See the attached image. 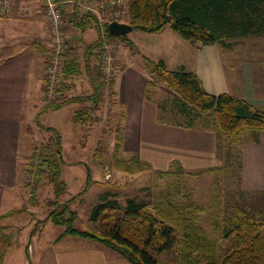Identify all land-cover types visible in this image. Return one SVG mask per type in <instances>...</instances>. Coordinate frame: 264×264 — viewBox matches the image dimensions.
<instances>
[{"label": "trees", "instance_id": "1", "mask_svg": "<svg viewBox=\"0 0 264 264\" xmlns=\"http://www.w3.org/2000/svg\"><path fill=\"white\" fill-rule=\"evenodd\" d=\"M56 1L63 13L61 30L65 34L75 30L78 36L76 42L67 44L58 55L62 80L54 84L52 93L43 76L46 95L37 116L76 103L74 121L83 128L98 119L94 112L105 101L103 88L107 78L101 70L103 44L108 39L125 36L109 34L108 23L99 24L95 14L83 9L79 0ZM124 12L126 20L120 21L129 23L133 29L152 33L169 28L180 37L196 42L197 46L215 43L226 46L229 45L226 40L231 38L264 34V0H127ZM89 27L97 31L92 40L83 37ZM31 46L44 58V64L48 56L55 53L38 38ZM115 65L118 68L117 58ZM144 66L150 76L148 87L161 85L172 96L162 107L172 104L181 115L182 124L188 127L200 126L215 132L217 151L223 148L225 159L220 165L208 168L210 171L232 166L226 141L240 144L244 133L264 131V107L227 92L210 93L204 89L198 75L184 67L167 69L163 60L154 61L149 57H145ZM79 76L86 78L90 92L71 95V80ZM114 79L109 81L107 101L110 104L115 103ZM123 120V112H120L113 128V166L130 174L149 170L148 162L134 155H121ZM37 124L50 136L44 142L33 144L23 165L24 187L29 192V201L36 205L37 190L45 182L52 185L55 199L48 201V206L53 208L46 219L64 226L58 238L73 235L92 239L132 264H264V200L262 208L255 213L238 204L232 205L229 212L223 206L217 211L213 234H209L201 223L206 206L187 194L185 199H178L181 195L179 185L174 189H162L153 201L127 197L122 203L113 193L112 197L102 196L92 207L85 228H76L77 211L70 206L74 196L62 202L57 199L65 187L60 179L61 134L54 127ZM161 173L166 176L190 174L177 161Z\"/></svg>", "mask_w": 264, "mask_h": 264}, {"label": "crops", "instance_id": "2", "mask_svg": "<svg viewBox=\"0 0 264 264\" xmlns=\"http://www.w3.org/2000/svg\"><path fill=\"white\" fill-rule=\"evenodd\" d=\"M24 6L27 8L28 14L18 15L20 8ZM43 10L44 3L42 0H21L15 5L14 12L17 14L14 13L7 17L0 16L3 18V20L0 18V23L3 22V32L0 29V216L16 217L17 222H20L18 216H26L21 220L25 222V224L21 222L23 228L24 225L25 228H28L26 224L33 227L35 221V224H38L41 220H45L49 213L43 217L40 216V207L29 201V192L24 187L23 168L19 167V164L22 163L23 166L27 162L24 160V155L29 151L31 153L33 144L44 142L50 136L49 132L42 130L37 122L43 126H49L44 123L49 118L44 116L52 115L51 117H55L59 111L66 108L72 110L74 114L77 107L76 103H70L56 110L45 111L37 116L41 103L44 104L42 96L44 58L31 46L33 40L37 38H32L30 43L26 44L20 41L18 45L15 40L18 34L6 33L5 27L21 20H27L31 24V29L27 32L29 37L36 36L35 33L38 34L41 31L46 32L48 22L43 16ZM40 14L45 21L34 16ZM167 29L169 28L160 32L145 33L158 37V35L162 36L163 33H166ZM167 33L171 35L169 32ZM146 35L144 34L142 40L146 45L147 55L155 60H163L166 68V62L175 65L173 68L185 67L186 62L181 50L180 57L171 49L163 50L162 46L159 51L152 48L151 52L149 51L151 46L156 49L158 46L153 44ZM11 40L12 42H10ZM130 48L128 47V54L131 52ZM221 48L224 46L215 43L196 46L192 53L188 52L189 59L193 63L190 71L198 75L206 91L214 94L231 92L229 65L223 61ZM117 61L118 70L112 83L115 103H109V105L113 111L112 117L120 112H123L124 115L122 152L125 153V156L134 155L139 160L148 162L150 166L164 170L168 169L173 161H177L183 165L185 170L191 171L190 169L197 165L202 166L195 161L199 150L193 148L195 144H199L203 140L206 144L205 155L208 158V163L205 164L207 165L206 168L220 165L221 160L217 155L215 132L200 126L188 127L182 124V117L172 107V104L168 105V108L166 107V112L163 115H160L161 105L165 104L169 97H172L170 92L161 85L148 87L150 76L144 65H136L130 57ZM237 76L238 74L235 73V77ZM71 81L73 83L70 90L71 95L90 92L89 83L84 76H79ZM241 83L244 86L243 93L239 88L237 94L264 107V98L255 99L253 96L255 89L252 80L240 78L239 83L236 81V84L241 85ZM71 119L74 122L73 128L76 129L78 124L75 123L74 117ZM32 125L35 126L34 132H32ZM51 127L58 130V126L55 124ZM260 138L259 140L264 142V131L260 132ZM74 139L77 142L81 140L79 135ZM64 142L65 138L61 134L62 146ZM254 149V147L251 149L253 156L251 161L253 159L259 161L258 156L253 153ZM185 153L188 154L187 157H185ZM251 155H248V163ZM261 169L260 173L264 180V164ZM251 184L253 183L250 181L246 182V188L254 189ZM49 221L50 219H46L39 223H42V230ZM34 226L36 228V225ZM42 230L38 233L31 231L28 236L26 235V239L28 238L30 241L28 246L31 249L28 250V256L39 264H132L113 249L92 239L73 235H64L58 238L62 230L56 237L46 239L42 237ZM3 235L8 237L7 232ZM6 243L7 246H10L11 241L6 240ZM11 252L13 251L9 247L3 249V254L7 255Z\"/></svg>", "mask_w": 264, "mask_h": 264}, {"label": "rangeland", "instance_id": "3", "mask_svg": "<svg viewBox=\"0 0 264 264\" xmlns=\"http://www.w3.org/2000/svg\"><path fill=\"white\" fill-rule=\"evenodd\" d=\"M126 6L124 5L119 20H126V16L124 15ZM24 8L25 11L22 14L26 15V13L28 14V10L26 6H24ZM14 13L13 10L12 14ZM19 13L21 12L19 11ZM34 16L43 21H45L44 18L46 19L45 14L43 15L44 18L42 14ZM1 19L3 20V18ZM98 22L99 24L104 23L99 19ZM0 29L1 32H3V22L0 23ZM30 29L31 24L27 22V20H21L18 23L9 24L5 27L6 33L11 32L13 35L18 34L15 37L16 44L18 45L20 41H23L24 44L30 43L34 37L41 39L43 43L47 42V30L46 32L41 31L38 32V34L35 33L36 36L29 37L27 36V32L30 31ZM167 32L163 33L162 36L158 35V37H153L152 35H146L145 31L140 29H132L125 37L108 39L106 43L109 44V51L117 60H125L130 57V59L135 61L136 65L142 66L144 65L145 57L151 58L147 55L148 51L142 40L145 34L152 40L153 44L158 46V49L151 46V50L149 51L152 52V48L159 51V48L162 46L163 50L166 51L167 49H171L180 57L181 50L186 62L185 67H181L189 71L192 70L191 67L193 63L189 59V53H192L194 47L197 46L196 42L180 37L171 29H167ZM66 34L69 38V43L76 42L78 33L75 30L71 29V31H66ZM96 34V28L89 27L84 32L83 37L87 40L95 37ZM10 42H12V40ZM226 42L229 45L224 46L221 50L223 61L229 65L230 94H235V96L238 95L237 97L241 96L237 94V91L240 88L241 93H243L244 86L242 83L241 85L236 84V81L239 83L240 78H245L248 81L252 80L253 88L255 89V94H253L254 98H264V34L260 36L231 38L226 40ZM129 44H131V48L128 46ZM127 46L131 50L130 54H128L129 51ZM172 56L174 55L172 54ZM151 59L156 61L153 58ZM166 64L167 69L175 70L180 68V66L173 68L175 65L170 62H166ZM235 73L238 74L237 77H235ZM43 76H45L44 68L42 71V77ZM110 78L113 77L107 76L103 88V98L105 101L102 102L99 109L94 112V114L98 116V119L91 122V124L83 128L77 125V127L75 126L76 129H74V122L71 119L74 114L69 108L59 111L55 117H51L52 115L44 116L49 118V120H45L44 123L49 126L54 124L57 125L58 130L61 132L63 138H65V142L62 146L63 160L60 162V179L65 182V187L63 192L57 195V199L58 202H62L74 196L70 206L77 211L78 216L74 220V226L76 228H85V222L90 216L92 207L102 196L112 197L113 193H115V197L122 203L127 197L153 201L156 199V195L159 191L162 189H170L169 187L174 189L176 185L180 186L179 193L181 195L178 199H185V195L187 194L198 203L206 206V212L201 216V223L205 226L209 234H213V223L217 218V211L223 206L228 212L231 211V207L234 204L243 206L246 211L250 213H255L254 211L262 208L264 200V180L262 179L260 171L262 170L261 166L263 167L264 164V142L259 140L260 132L250 131L244 133L240 144L225 142L226 146L230 148L229 155L232 166L224 168L222 171H210L206 168L207 165L205 164L208 163V158L205 155L206 144L203 140L201 143L195 144L193 148L199 150L197 158L195 157V161L202 166L197 165L190 169L192 172L186 170V172L190 174L182 173L166 176L161 173L164 169L154 168L152 165L149 170L135 174L116 169L112 164V145L115 143L113 128L117 122L118 114L112 117L113 111L110 109V105L107 101ZM45 95L46 92L43 90V98ZM240 98H242V96ZM250 103L261 107L252 102ZM42 105L43 103H41V106ZM165 112L166 108L161 105L160 115H163ZM32 128V132H34L35 126L32 125ZM77 135H79L81 139L78 142L74 139ZM257 145L258 148H256ZM253 147L255 148L253 153L258 156L259 161H256V159L251 161L253 157L251 155V149ZM232 149L235 151H232ZM94 152H99L100 155H98V153L96 156ZM29 154L30 151L24 155L25 161L28 160ZM121 155L125 157V153L122 152V150ZM184 155L185 157L188 156L186 153ZM217 155L221 162L224 161L223 148L218 149ZM248 155H251L249 157V163ZM19 167L23 168L22 163L19 164ZM107 170L111 174L109 178L105 176ZM221 173L222 175L219 176ZM246 177L248 178L247 180ZM24 178H26V176L23 175V181ZM30 181L33 182L31 177ZM249 181L253 183L251 186H253L254 189L246 188L245 183ZM36 196V206L40 207L41 213L39 215L43 217L53 208L48 206V201L55 199L52 185L45 182L41 188L37 190ZM15 213L18 212L15 211ZM25 217L26 216L23 215L18 216L20 222H17L16 217L9 218L7 216H0V264H39L37 261L31 260L28 256V250L31 249L29 248L30 246H28L30 241L28 238L26 239V235L28 236V233L31 231L35 233L41 232V227L43 226L41 225L42 223L35 224V221L33 227L32 225L26 224L28 228H25V225L23 228L21 226L23 225L21 223L23 221L21 220ZM23 223L25 224V222ZM34 225H36V228ZM63 229L64 226L54 224L50 220L42 230V237L46 239L56 237ZM5 232H7L8 237L3 235ZM6 240L11 241L10 246H7ZM6 247H9L13 252L7 255L3 254V249Z\"/></svg>", "mask_w": 264, "mask_h": 264}, {"label": "built area", "instance_id": "4", "mask_svg": "<svg viewBox=\"0 0 264 264\" xmlns=\"http://www.w3.org/2000/svg\"><path fill=\"white\" fill-rule=\"evenodd\" d=\"M21 0H0V16H8L13 13L15 5ZM44 3V14L48 22V30L46 32L47 42L55 53L48 56L47 63L44 64L45 76L48 80V88L52 93L54 84L59 83L62 80V75L59 72V54L65 49L69 43V38L61 30V22L63 13L57 6L56 0H42ZM79 5L86 10L91 11L97 19L105 23H110L113 20H119V16L123 12L124 5L126 6L127 0H79ZM21 15L25 11L22 7L19 10ZM120 21V20H119ZM103 56L101 70L102 74L107 78L115 77L117 74V66L115 65V57L109 51V44L104 42L103 44ZM106 178L111 176L107 170Z\"/></svg>", "mask_w": 264, "mask_h": 264}, {"label": "water", "instance_id": "5", "mask_svg": "<svg viewBox=\"0 0 264 264\" xmlns=\"http://www.w3.org/2000/svg\"><path fill=\"white\" fill-rule=\"evenodd\" d=\"M133 27L124 21L113 20L108 24V32L114 36H126Z\"/></svg>", "mask_w": 264, "mask_h": 264}]
</instances>
